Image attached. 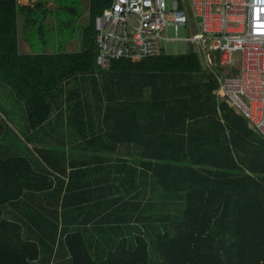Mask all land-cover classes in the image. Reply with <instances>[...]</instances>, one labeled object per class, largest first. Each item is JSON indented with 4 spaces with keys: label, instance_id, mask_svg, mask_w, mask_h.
Instances as JSON below:
<instances>
[{
    "label": "trees",
    "instance_id": "obj_1",
    "mask_svg": "<svg viewBox=\"0 0 264 264\" xmlns=\"http://www.w3.org/2000/svg\"><path fill=\"white\" fill-rule=\"evenodd\" d=\"M45 1L0 0V99L24 125L10 140L0 118V264H264V139L219 70L194 50L97 65L111 0H88L79 51L20 54L17 18L42 33ZM95 206L115 209L90 226Z\"/></svg>",
    "mask_w": 264,
    "mask_h": 264
},
{
    "label": "built area",
    "instance_id": "obj_2",
    "mask_svg": "<svg viewBox=\"0 0 264 264\" xmlns=\"http://www.w3.org/2000/svg\"><path fill=\"white\" fill-rule=\"evenodd\" d=\"M170 1L111 0L94 19L96 64L137 62L158 55L163 42L190 43L219 70V97L264 139V0ZM170 27H184L186 37L168 38Z\"/></svg>",
    "mask_w": 264,
    "mask_h": 264
},
{
    "label": "crops",
    "instance_id": "obj_3",
    "mask_svg": "<svg viewBox=\"0 0 264 264\" xmlns=\"http://www.w3.org/2000/svg\"><path fill=\"white\" fill-rule=\"evenodd\" d=\"M18 1V0H17ZM33 0H26V2L20 3L21 5H32L31 2ZM182 3H185V6H188L186 0H182ZM46 7L49 9L50 14L44 19V21L42 22V25L47 26L48 29V33H49V37H47V39L52 40V42H54V47L56 46V44L58 42H61L64 46L65 51L67 52H77L80 50V40H81V32H82V28L84 25H86L88 18H89V14H88V0H83V13L76 15V19H75V23L73 25V27H77L78 29V33L75 34V32H73V35H67L66 32H64L63 34H59L60 32L57 30L59 27H65V25H63L62 23H60V17L57 14V10L61 9L62 6L61 4H56L55 2H47L46 3ZM20 18V17H19ZM19 18H17V20H19ZM20 19L23 20V18L21 17ZM22 30H23V25H22ZM17 34H18V27H17ZM19 40H18V52L20 54H29L32 53V50L30 49L29 46V41L27 39H25V37H23V34L21 36H18ZM44 40V39H43ZM43 40L38 41V45L37 48H40L39 46L42 44H44ZM21 42H25L26 43V49H24L23 47H20V43ZM46 51H49V48H46ZM70 87L72 85H69ZM4 93V90L0 88V96L2 97ZM10 98V107L9 109L6 107L7 104L3 103V101L0 99V118L3 120V122H5V124L8 126V130L9 133L8 135H6V137L10 138V140H12V138L15 135L19 134V127L21 126L22 130H24V125H20L19 126V120L17 115V109H18V105H16V103L14 102V100L12 101V97ZM7 110V111H6ZM22 124V122L20 123ZM0 130L3 131H7V127L3 129L0 128ZM65 141V140H64ZM11 145V144H10ZM28 147H32V145H28ZM77 158H79V156H76ZM75 157V158H76ZM105 173L102 171H99L96 175H93L94 178H101L102 176H104ZM103 183L100 185L102 186ZM113 209H115V207H113ZM113 209L109 208L108 206H95L94 210H91L92 212L90 213V217L94 216V220L91 221L89 223L90 226L93 225V222H96L98 219L102 218L104 219V217L106 216L104 212H109L110 210L113 211ZM138 209V208H137ZM77 210H75L76 212ZM139 210H137L135 213L131 214V210L130 207H126L124 212H121L119 214V216H124L125 218L127 217L128 219L130 218V215L132 216L130 218V225L132 226H136L137 228L140 227V223L139 222H135L133 219L136 217L137 212ZM114 212V211H113ZM155 212V210H154ZM104 213V214H103ZM114 215V214H113ZM112 216L109 217V220L112 221L113 226L118 225L122 226V223H119L117 220H115V218ZM126 215V216H125ZM107 219V218H106ZM118 223V224H117ZM99 224H101L102 226H105L109 223H106V221L102 220ZM61 225V224H60ZM88 225V226H89Z\"/></svg>",
    "mask_w": 264,
    "mask_h": 264
},
{
    "label": "rangeland",
    "instance_id": "obj_4",
    "mask_svg": "<svg viewBox=\"0 0 264 264\" xmlns=\"http://www.w3.org/2000/svg\"><path fill=\"white\" fill-rule=\"evenodd\" d=\"M36 1H41V0H33L31 4H33ZM18 2L23 3L26 2V0H18ZM45 2H55L56 4H61L62 8L58 10V15L60 17V23L65 25V31L68 32L73 28L74 25L73 22L76 19V15L82 14L84 11L83 0H46ZM166 4L168 7H170L171 1L166 0ZM20 18L18 20V26H17L18 36H21L23 34V30H22L23 20ZM75 30H76L75 34H77L78 33L77 27L75 28ZM165 34L168 38L183 39L186 37V29L184 27H178L177 31L175 32V30L172 27H170L166 30ZM49 36L50 35L46 27L44 28V31L42 33L35 31V33L32 35L30 31L25 32L26 41L28 39V41L34 40L35 42H37L46 39ZM161 46H162V50L166 54H180L188 51L187 43L182 40H172L168 42H163ZM20 47L26 49V43L21 42ZM200 60L203 68L209 66L206 60L202 56H200Z\"/></svg>",
    "mask_w": 264,
    "mask_h": 264
},
{
    "label": "water",
    "instance_id": "obj_5",
    "mask_svg": "<svg viewBox=\"0 0 264 264\" xmlns=\"http://www.w3.org/2000/svg\"><path fill=\"white\" fill-rule=\"evenodd\" d=\"M188 50L190 51V52H192V50H193V47H192V45L189 43L188 44Z\"/></svg>",
    "mask_w": 264,
    "mask_h": 264
}]
</instances>
